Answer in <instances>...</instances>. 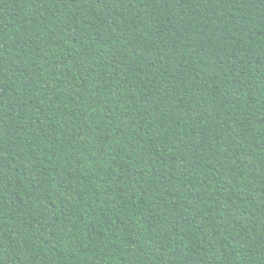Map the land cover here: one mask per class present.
Returning <instances> with one entry per match:
<instances>
[{"label": "trees", "instance_id": "trees-1", "mask_svg": "<svg viewBox=\"0 0 264 264\" xmlns=\"http://www.w3.org/2000/svg\"><path fill=\"white\" fill-rule=\"evenodd\" d=\"M0 264H264V0H0Z\"/></svg>", "mask_w": 264, "mask_h": 264}]
</instances>
